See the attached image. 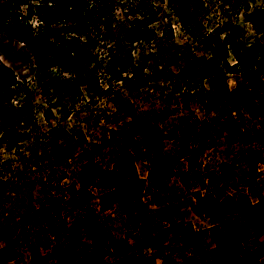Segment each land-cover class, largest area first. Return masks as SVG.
Returning a JSON list of instances; mask_svg holds the SVG:
<instances>
[{
    "label": "rangeland",
    "instance_id": "rangeland-1",
    "mask_svg": "<svg viewBox=\"0 0 264 264\" xmlns=\"http://www.w3.org/2000/svg\"><path fill=\"white\" fill-rule=\"evenodd\" d=\"M40 1L0 0V12L7 13V20L18 14L19 22L36 29V19L29 18L27 6L33 12ZM94 11V16L103 18L111 28L108 43L117 41L135 59L146 57V71L153 74L152 79L134 92V113L123 116L107 104L110 97H116L111 93L92 92L90 98L81 97V103L54 105L49 93L60 79L55 67L15 70L19 85L12 102L31 101L37 127L43 132L56 127L60 133L53 142L55 154L53 164L47 167L45 189L30 188L29 177L34 174L26 175L18 189H0V228L14 231L10 239L0 242V253L6 248L14 254L7 264H56L57 243L46 239L45 221L39 214L45 197L81 201V192L91 185V178L104 175L116 153L131 152L127 136L143 114L152 110L158 115L156 131L167 137L165 152L175 157L176 173H185L189 167L188 158L176 155L181 129L203 122L198 124L199 137L205 133L208 137L198 141L202 151L188 175L190 190L185 189L178 176L172 178L167 191L145 187L137 193L145 205L139 209L134 200L124 205L101 204L102 194L111 189L106 183L90 189L87 209L111 235L113 264H122L129 254L154 264H214V226L232 229L241 237L239 260L227 264H244L249 259L264 264V223L248 222L240 203L241 195H246L257 209L264 206V168L257 157L258 150H264V126L237 109L238 141L232 143L229 134L221 131L220 113L208 112L211 102L205 100L201 104L195 94L201 87L211 97L225 91H216L209 80L199 81L197 61L210 59L217 63L219 78L230 90L243 80L245 71L241 67L237 66L234 73L229 69L235 63V51L239 56L246 54V49L254 53L264 48V30L257 32L252 23L256 19L264 23V0H108ZM6 37L12 36L3 29L0 38ZM263 60L264 55L257 52L249 66ZM126 67L128 73L138 70L132 60ZM112 85L117 90L122 83L112 79ZM6 90L1 80L0 94L5 95ZM237 93L240 99L241 93ZM25 139L18 128L5 130L0 126V171L5 175L27 159L32 143ZM253 165H257L256 171L251 170ZM222 166L232 174L219 181L209 180L210 173L219 172ZM137 168L145 179L148 158L142 149ZM196 191L205 195V202L210 196L220 201L231 197V213L207 217L195 211L198 201L192 193ZM170 205L178 209V214L171 221L161 220L158 212ZM77 218V214L69 215L67 221L72 223Z\"/></svg>",
    "mask_w": 264,
    "mask_h": 264
},
{
    "label": "trees",
    "instance_id": "trees-1",
    "mask_svg": "<svg viewBox=\"0 0 264 264\" xmlns=\"http://www.w3.org/2000/svg\"><path fill=\"white\" fill-rule=\"evenodd\" d=\"M107 2L108 0H41L33 12L27 6L29 18L36 19V29L26 22H19L18 14L11 15L12 18L7 20V13L0 12V32L4 29L5 33L12 36L0 38V81L3 80L7 88L5 95L0 94V126L5 130L18 128L21 137L32 143L27 159H22L14 169L10 168L8 176L0 171V189H18L26 175L31 174L35 176L29 177L30 188L45 189L49 179L47 167L53 164L55 154L53 142L60 133L56 127L47 132L37 127L31 101L12 102L15 87L19 85L16 69L55 67L60 79L53 85L49 99L56 106L81 103V97L90 98L93 92L97 95L115 94L116 97H110L107 104L122 112L123 116H131L137 108L133 101L134 92H139L149 84L153 74L146 71L149 64L146 57L135 59L131 51H123L117 41L108 43L111 33L109 24L103 18L94 16L97 13L94 9L103 7ZM252 23L257 32L264 30L263 21L256 19ZM246 52L237 56L235 51L236 60L229 70L231 73L237 72L238 66L245 71V75L241 82H236L233 90L220 80L217 63L210 59L197 61L199 81L209 80L216 91H225L220 96L211 97L208 90L201 87L195 91L196 100L201 104L205 100L211 102L207 111L216 110L220 113L221 131L229 134L228 138L232 143L238 141L237 109L264 126V60L249 66L251 57L256 56L257 52L264 55V48L261 47L254 53L246 49ZM129 60L137 64L138 70L126 72ZM112 79L122 83L117 90H114ZM237 92L241 93L240 99ZM24 94L28 95V92ZM157 123L156 111L143 114L141 122L133 125L134 131L127 136L131 152L116 153L111 168L104 171L99 179L95 176L91 178V185L81 192V201L45 197L39 214L45 221L46 239L57 243L56 264H113L109 245L111 235L98 217L87 209V194H90L92 187L103 183L111 187L101 196L100 203L103 205L110 202L124 205L134 200L139 209H143L145 205L141 198H137V193L145 187L167 191L172 178L178 176L185 189L190 190L188 175L202 151V147L197 145L198 141L208 137L207 133L199 137L198 124L202 125L203 122L197 121L190 129L183 128L180 131L176 155L189 159L188 171L185 173L175 172V157L165 152L167 137L156 131ZM140 149L148 158V174L145 179L139 175L137 168ZM257 157L264 168V150H258ZM257 168V165L251 166L253 171ZM228 174H232V171L222 166L219 172L210 173L209 180L219 181ZM200 182L201 188H206L204 179ZM192 195L198 201L193 209L207 217L227 216L233 209L234 200L231 197L220 201L210 196L205 202V195L200 191L193 192ZM240 203L248 222L264 223V206L257 209L246 195H241ZM76 214L77 221L68 223V216L74 217ZM177 214L178 209L174 205L158 212L159 218L166 222ZM13 232L0 228V242L10 239ZM212 239L215 243L212 251L214 264L239 260L241 237L236 231L214 226ZM13 258V251L5 248L0 253V264H7ZM122 264L154 263H149L144 257L129 254L123 258ZM244 264L259 263L255 259H249Z\"/></svg>",
    "mask_w": 264,
    "mask_h": 264
}]
</instances>
